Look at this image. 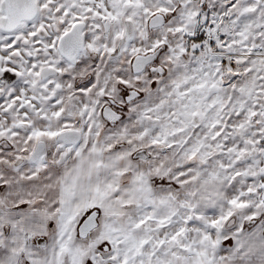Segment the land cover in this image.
Masks as SVG:
<instances>
[{"label": "snow or ice", "instance_id": "obj_1", "mask_svg": "<svg viewBox=\"0 0 264 264\" xmlns=\"http://www.w3.org/2000/svg\"><path fill=\"white\" fill-rule=\"evenodd\" d=\"M0 264H264V0H0Z\"/></svg>", "mask_w": 264, "mask_h": 264}]
</instances>
